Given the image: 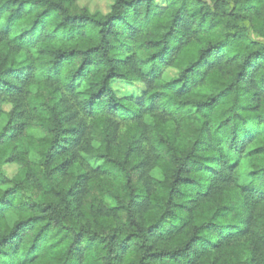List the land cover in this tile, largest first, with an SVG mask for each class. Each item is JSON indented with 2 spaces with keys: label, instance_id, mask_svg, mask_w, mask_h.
Instances as JSON below:
<instances>
[{
  "label": "trees",
  "instance_id": "obj_1",
  "mask_svg": "<svg viewBox=\"0 0 264 264\" xmlns=\"http://www.w3.org/2000/svg\"><path fill=\"white\" fill-rule=\"evenodd\" d=\"M195 2L199 5L195 11L204 12L201 16V21H204L210 14L204 9L202 0ZM58 7L55 0H4L0 3V95L20 96L24 104L20 111L9 112L6 119L5 106L0 105V264H175L177 249L144 252L143 244L137 245L140 231H126V228H136L138 216L145 225V235L154 236L156 225L170 213V205L176 213L189 215L192 221L209 214L215 216L216 201L228 199L230 192L227 188L215 189L209 185L194 203H180L184 199L181 189H191L199 183L197 173L200 170L187 167H175L173 170L174 161L161 159L156 143L151 142L162 143L165 136L171 135L177 150H180L191 135L190 128L182 135L175 127L169 126L167 119L161 118L168 115L167 102L161 104L157 101L141 107L140 101H133L138 111L121 117L122 122L116 128L106 127L112 112L97 113L93 126L96 136L84 143L89 148L103 150L88 157L92 161L90 165L77 166L75 157L79 153L60 159L71 148L80 146L87 133L80 128L62 127L59 135L53 134L55 129L50 125H58L61 121L65 125L69 123L61 115L66 97L59 85L54 86L53 77L57 72L70 69L79 51L90 52L92 49L64 50L56 47L64 41L56 40L52 34L76 20L75 15H54ZM127 7L132 8L134 14L138 7H143L146 24L164 22V17L152 12L142 0H136L135 4ZM189 7V0H182L167 24L166 36L171 35L185 18ZM42 16L47 17V24L42 21ZM115 19L122 21L123 17L117 15ZM54 21L56 24L47 41L30 40L26 45L19 42V38L32 32L37 25L47 28ZM104 23L108 24V21ZM218 23L214 21L208 29L194 33L187 44H182L173 53L174 58L187 62L199 53L201 44L207 45L203 52L210 54L214 47L223 43L208 39L212 35L210 30ZM112 27L109 24V30ZM100 31L104 33L103 28ZM231 35L236 36V33ZM71 39L69 36L68 40ZM81 43L87 41L82 39ZM258 43L250 40V50L243 53L244 65L256 73L264 69V63L257 59L264 57V51H261L264 45L258 49ZM41 44L45 46L40 47ZM147 45L149 50L159 48V51L151 52L150 60L163 61L170 51L166 44L161 46L160 41H148ZM205 63V81L213 80L212 87H218L223 81L217 80L213 65ZM83 67L84 61H81L68 80L69 85L75 83L81 91L86 79V74L81 72ZM189 67L183 70L186 72ZM49 68L57 72L50 76ZM235 75L243 79V68ZM199 87L202 90L197 95L208 94L206 84ZM68 90L66 87L65 91ZM99 93L100 89H97L91 96L98 97ZM186 94L177 91L174 95ZM228 95L225 88H219L209 100L195 101V119H200L202 108L209 104L217 105V97L227 101ZM24 115L27 119H21ZM141 120L143 126L137 123ZM172 124L175 125V121ZM255 140L256 137L249 138L245 149L251 154L264 155L260 151L264 145L249 147ZM84 150V147L80 148V151ZM142 153L144 158L137 160ZM246 159L241 157L233 167H240ZM4 166L15 167L11 177L6 176ZM81 167L86 170L80 171ZM208 167L211 165L205 166ZM5 184L9 187H4ZM250 222L254 228L264 226V213L255 212ZM188 223L185 220L170 232L166 242L189 248L196 237L185 238L184 227ZM245 235L247 232L233 233L217 239L218 234L213 233L214 238L207 248L196 250L193 264H253L252 257H244L246 248L233 246L234 241H241Z\"/></svg>",
  "mask_w": 264,
  "mask_h": 264
},
{
  "label": "clouds",
  "instance_id": "obj_2",
  "mask_svg": "<svg viewBox=\"0 0 264 264\" xmlns=\"http://www.w3.org/2000/svg\"><path fill=\"white\" fill-rule=\"evenodd\" d=\"M3 2L4 0H0V3ZM181 2L182 0H142L152 12L164 17L163 24H146L143 7H138L135 14L132 8L127 7L128 4H135L136 0H55V5L59 7L54 15L76 17L70 26H61L52 34L56 40L64 41L56 47L64 50L92 49L90 52L79 51L72 67L64 69L63 73L53 68L48 70L50 76L57 72L53 77L54 86L59 85L66 97V103L61 106V115L69 121L67 125L63 121L58 125H50L55 129L53 134L59 135L62 127L80 128L87 133L80 146L71 148L60 159L79 153L75 157L77 166L84 163L90 165L92 161L88 157L103 150L89 148L84 143L96 136L93 126L97 113L112 112L106 127L116 128L122 122L121 117L138 111L133 101H140L141 107L157 101L161 104L167 102L165 106L168 115L161 118L167 119L169 126L175 127L182 135L190 128L191 135L183 142L180 150H177L171 135L165 136L162 143L155 140L151 142L156 143V151L160 153L161 159L174 161L173 170L175 167L200 170L197 173L199 183L194 184L191 189H181L184 199L180 203H194L209 185L215 189L227 188L230 196L216 201L215 216L209 214L192 221L189 215L184 212L176 213L170 205V213L156 225L154 236L145 235V225L138 216L137 227L126 228V231H140L137 245L142 243L144 252L177 249L174 254L175 264H193L196 250L207 248L209 241L214 238L213 233L218 234L216 238L219 239L233 233L247 232L241 241H234L233 246L246 248L244 257H252L253 264H264V226L254 228L250 222V217L255 212L264 213V155L251 154L245 149V144L251 137H256V140L249 145L250 148L257 144L264 145V69L256 73L248 68L244 65L243 54L250 50V40L259 42L256 45L258 49L264 45V0H202L204 9L210 14L204 21H201L204 12L195 11L199 5L195 0H189L190 7L185 18L171 35L166 36L167 24L176 14ZM157 5L160 7H156ZM45 7H48V3H45ZM229 12L232 15H228ZM117 15L122 16L123 20L117 21ZM41 19L47 24L46 16ZM104 21H108V24ZM214 21L219 23L210 30L212 35L208 39L223 43L214 47L210 54L203 52L207 45H199V53L187 62L174 58L173 53L182 44H187L194 33L208 29V25ZM55 24L56 21L47 28L37 25L32 32L19 38V42L26 45L30 40L47 41ZM109 24L113 25L111 30ZM101 28L104 33H101ZM231 33H236V36ZM69 36L72 37L71 40H68ZM82 39L87 43H81ZM148 41H160L161 46L167 45L170 51L163 61L148 59L151 52L159 51V48L149 50ZM257 59L264 63V57ZM81 61H84L81 72L86 74L83 91L75 83L68 84L71 72ZM206 61L215 68L217 80L223 81L218 87H212L215 81L204 79ZM185 67H189L186 72L183 70ZM242 68L244 77L238 79L235 74ZM202 84L209 88L208 94L204 96L197 95L202 90L199 87ZM66 87L68 91H65ZM219 88H225L226 93H229L227 101L217 97V105L209 104L202 108L200 119H195L194 102L209 100ZM97 89H100L99 96H91ZM177 91L187 94L174 95ZM153 93L157 95L153 96ZM0 105L5 106V119L9 112L20 111L24 107L20 96L0 95ZM21 119H27V116L24 115ZM172 121H175V125ZM137 123L143 126L144 122L141 120ZM81 147L85 150L80 151ZM260 151L264 153V148ZM241 157L247 159L240 167H233L234 162L238 163ZM143 158L142 153L137 160ZM135 162L134 160L133 163ZM206 165L211 167L205 168ZM79 170L86 169L81 167ZM4 187L9 185L5 184ZM123 218L122 214L121 219ZM185 220L189 221L184 227L185 238L193 235L196 237L189 248L167 243L169 233L184 224Z\"/></svg>",
  "mask_w": 264,
  "mask_h": 264
},
{
  "label": "rangeland",
  "instance_id": "obj_3",
  "mask_svg": "<svg viewBox=\"0 0 264 264\" xmlns=\"http://www.w3.org/2000/svg\"><path fill=\"white\" fill-rule=\"evenodd\" d=\"M4 171L6 173V176L11 177L13 175V173L15 172V167L14 166H7V167H3Z\"/></svg>",
  "mask_w": 264,
  "mask_h": 264
}]
</instances>
